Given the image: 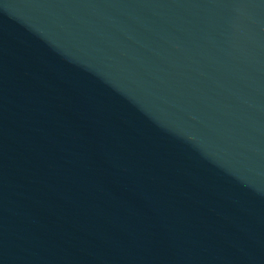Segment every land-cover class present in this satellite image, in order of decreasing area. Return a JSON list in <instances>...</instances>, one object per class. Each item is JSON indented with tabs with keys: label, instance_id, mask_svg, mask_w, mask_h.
I'll use <instances>...</instances> for the list:
<instances>
[{
	"label": "water",
	"instance_id": "95a60500",
	"mask_svg": "<svg viewBox=\"0 0 264 264\" xmlns=\"http://www.w3.org/2000/svg\"><path fill=\"white\" fill-rule=\"evenodd\" d=\"M0 264H264V0H0Z\"/></svg>",
	"mask_w": 264,
	"mask_h": 264
}]
</instances>
